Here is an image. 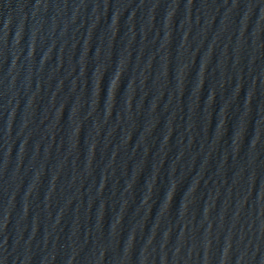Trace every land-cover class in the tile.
<instances>
[{
	"label": "water",
	"instance_id": "obj_1",
	"mask_svg": "<svg viewBox=\"0 0 264 264\" xmlns=\"http://www.w3.org/2000/svg\"><path fill=\"white\" fill-rule=\"evenodd\" d=\"M0 264H264V0H0Z\"/></svg>",
	"mask_w": 264,
	"mask_h": 264
}]
</instances>
